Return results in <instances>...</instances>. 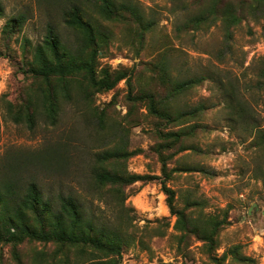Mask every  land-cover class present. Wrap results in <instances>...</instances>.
<instances>
[{
    "label": "rangeland",
    "instance_id": "obj_1",
    "mask_svg": "<svg viewBox=\"0 0 264 264\" xmlns=\"http://www.w3.org/2000/svg\"><path fill=\"white\" fill-rule=\"evenodd\" d=\"M126 1L154 21L142 45L131 40V27L100 20L91 0H0V31L11 16L25 17L21 30L9 42L11 54L0 57L2 192L10 203H16L34 183L43 198L56 204L60 196L76 198L85 217L98 225L123 229L127 238L136 237L132 245L123 247L119 264H212L200 241L192 238L185 244L175 237V217L169 213L159 181H138L125 187L124 199L121 195L111 196L107 187L98 188L94 182L95 154L117 142L134 152L125 162L128 172L161 176L154 147L158 142L155 130L163 125L143 104L130 106L125 79L111 91L94 95L95 109L74 96L62 104L54 124L39 110L32 124L24 118L16 122L8 113V100L18 97L27 83L19 64L24 41L35 46L43 40L46 26L52 25L63 42L73 44L75 35L64 25L63 12L71 5H79L97 17L111 36L106 54L98 58V69H130L134 90L142 83L136 81L142 62L163 53L173 75L182 79L205 77L174 103L180 109L199 102L210 107L203 118L208 129L199 133L196 141L203 152L184 150L168 160L167 166L178 170L166 184L176 191L178 208L182 207L181 194L188 190L191 198L200 200L206 213L222 216L227 212L228 224L218 233L214 253L221 255L240 243L242 253L254 262L227 259L225 264H264V155L250 147L248 134L241 126L227 120L218 88L219 80L237 85L252 104L256 122L264 127V84H256L264 56V22L244 20L233 28L227 42L219 23L201 30H184L188 13L180 2ZM2 38L0 33V49L4 45ZM148 81L146 78L145 83ZM113 97L114 105L109 104L100 114L105 120L100 127L95 112L99 114ZM192 165L206 172L180 170ZM138 237L143 239V245ZM69 249L60 250L53 243L36 240L25 239L15 246L0 240V264H17L15 253H19L22 264H38L40 253L48 260L43 264H87V252Z\"/></svg>",
    "mask_w": 264,
    "mask_h": 264
},
{
    "label": "trees",
    "instance_id": "obj_2",
    "mask_svg": "<svg viewBox=\"0 0 264 264\" xmlns=\"http://www.w3.org/2000/svg\"><path fill=\"white\" fill-rule=\"evenodd\" d=\"M173 1L180 2L188 13L182 26L184 30H201L219 23L227 42L233 28L244 20L264 22V0ZM91 2L96 6L100 20L131 27L130 36L134 42L142 45L146 34L153 29L154 21L146 18L130 1ZM0 16H3L1 4ZM97 17H92L79 5H71L63 12V22L75 35L73 44L63 42L52 25L46 26L43 40L35 46L30 47L24 41L19 64L20 73L27 83H24L18 97L8 100V113L16 122L24 118L32 124L39 110L54 124L62 104L72 101L74 96L80 97L88 107L95 109L93 96L111 91L125 79L128 88L126 98L130 106L143 104L148 113L163 125L155 130L158 142L154 147L161 163V176L128 172L125 162L134 152L117 142L95 154L97 165L92 176L97 187H107L111 196L117 198L121 195L124 199L125 187L138 181L157 180L161 184L169 213L175 217L173 229L180 243L187 244L192 238L200 241L212 264H225L227 259L237 263H253V258L242 253L240 243L231 245L221 255L214 253L218 246V233L228 224L226 211L222 216L206 213L200 200L191 198L188 190L181 194L182 207L178 208L176 191L166 184L172 173L178 170L169 168L168 160L184 150L197 154L203 152L196 141L198 134L208 129L203 118L210 107L199 102L180 109L174 103L178 96L202 83L205 77L182 79L173 75L163 53L156 59L142 62L141 73L136 76V81L142 83L134 90L130 69H98V58L106 54L111 36L102 28ZM24 21L23 15L11 16L5 21L0 31L4 44L0 49V57L11 54L9 42L21 30ZM146 78L149 81L145 83ZM256 84H264V56L261 57ZM218 88L223 96V110L227 120L241 126L248 134L250 147L257 154L264 155V127L256 122L252 104L243 97L237 85L228 80H219ZM115 100L116 97H113L99 114L95 112L100 127L105 123L100 114L105 112L103 110L109 104L114 105ZM180 170L206 172V169L198 165ZM123 232L118 227L98 225L93 219L85 217L78 200L71 195L60 196L56 204L55 201L43 198L41 190L31 183L20 200L10 203L0 186V240L13 246L25 239L36 240L53 243L60 250L66 247L80 253L87 252L90 255L87 264H119L123 247L132 245L136 239L127 238ZM138 238L139 244L143 245V239ZM15 255L17 264H22L19 253ZM39 257L38 264L48 262L43 254L40 253Z\"/></svg>",
    "mask_w": 264,
    "mask_h": 264
},
{
    "label": "water",
    "instance_id": "obj_3",
    "mask_svg": "<svg viewBox=\"0 0 264 264\" xmlns=\"http://www.w3.org/2000/svg\"><path fill=\"white\" fill-rule=\"evenodd\" d=\"M251 209H252V206L249 208V211H248L249 213H250Z\"/></svg>",
    "mask_w": 264,
    "mask_h": 264
}]
</instances>
